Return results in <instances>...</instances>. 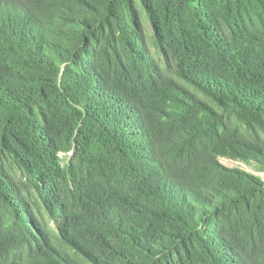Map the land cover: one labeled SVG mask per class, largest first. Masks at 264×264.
I'll list each match as a JSON object with an SVG mask.
<instances>
[{"label":"trees","instance_id":"trees-1","mask_svg":"<svg viewBox=\"0 0 264 264\" xmlns=\"http://www.w3.org/2000/svg\"><path fill=\"white\" fill-rule=\"evenodd\" d=\"M0 264H264V0H0Z\"/></svg>","mask_w":264,"mask_h":264},{"label":"rangeland","instance_id":"rangeland-1","mask_svg":"<svg viewBox=\"0 0 264 264\" xmlns=\"http://www.w3.org/2000/svg\"><path fill=\"white\" fill-rule=\"evenodd\" d=\"M220 160L224 165H226L228 167H242L248 171L257 173V170L255 169V167L253 165L247 164L243 161L232 160V159H228V158H220Z\"/></svg>","mask_w":264,"mask_h":264}]
</instances>
